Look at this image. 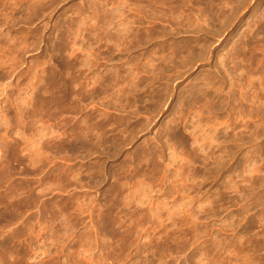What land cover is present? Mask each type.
<instances>
[{
	"label": "rangeland",
	"instance_id": "obj_1",
	"mask_svg": "<svg viewBox=\"0 0 264 264\" xmlns=\"http://www.w3.org/2000/svg\"><path fill=\"white\" fill-rule=\"evenodd\" d=\"M0 264H264V0H0Z\"/></svg>",
	"mask_w": 264,
	"mask_h": 264
},
{
	"label": "bare ground",
	"instance_id": "obj_2",
	"mask_svg": "<svg viewBox=\"0 0 264 264\" xmlns=\"http://www.w3.org/2000/svg\"><path fill=\"white\" fill-rule=\"evenodd\" d=\"M255 12H257V11H255Z\"/></svg>",
	"mask_w": 264,
	"mask_h": 264
}]
</instances>
